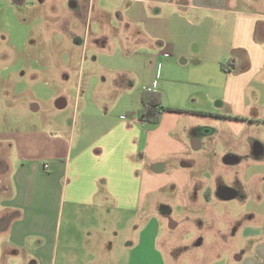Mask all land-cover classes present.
<instances>
[{
    "label": "crops",
    "instance_id": "0c3cea01",
    "mask_svg": "<svg viewBox=\"0 0 264 264\" xmlns=\"http://www.w3.org/2000/svg\"><path fill=\"white\" fill-rule=\"evenodd\" d=\"M90 4L99 11L94 24H113L124 35L115 39L118 67L106 68L97 58L81 65L67 129L0 138L8 147L10 176L0 196V264L161 261L150 202L166 190L178 210L201 195L207 203H250L254 197L261 204L245 218H264V197L243 191L254 184L263 188L264 143L252 142L245 156L253 163L247 169L258 170L249 177L239 156L248 151L250 125L260 123L264 130V12H255L252 0ZM126 39L131 42L124 46ZM105 42L102 35L99 47ZM148 89L165 109L156 124L137 117L142 98L155 100L144 95ZM56 106L68 103L60 98ZM216 122L223 131L214 129ZM211 143L222 155L213 164L241 167L243 183L226 185L214 177L193 182L187 158L194 153L201 163ZM252 224L244 226L245 237L258 241L239 250L237 264H264V225ZM177 226L170 220V230Z\"/></svg>",
    "mask_w": 264,
    "mask_h": 264
},
{
    "label": "rangeland",
    "instance_id": "374dc122",
    "mask_svg": "<svg viewBox=\"0 0 264 264\" xmlns=\"http://www.w3.org/2000/svg\"><path fill=\"white\" fill-rule=\"evenodd\" d=\"M259 1L252 0V7L255 12L263 13L264 0ZM71 2L77 6L73 8ZM98 12L97 9L92 11L90 0H23L20 4L0 0V138L19 132L67 129L81 65L86 66L97 58L106 68L118 67L117 57L113 56L117 48L115 39L117 36L124 39V35H118L113 24L110 27L94 24ZM102 35L108 42L99 47ZM121 42L127 46L131 41ZM102 50L109 51L106 57L96 54ZM85 75L86 70L82 80ZM60 98L68 106L58 110L56 101ZM220 124L216 122L214 129L223 131ZM250 128L248 151L239 153L246 161L241 167H246L247 177L249 171L258 170L247 169L253 163L245 156L249 155L252 142L264 143L261 124L254 122ZM7 150V144L0 142V196L5 178L10 177L8 173L5 175ZM205 152L201 163L197 164V157L191 152L186 161L195 184L197 180L212 177L226 185L235 181L243 183L245 172L241 167L224 166L221 160L213 164L215 158L222 157L213 143ZM14 155L12 152L9 156L13 168L17 165ZM211 165L214 166L210 168ZM260 185L247 186L249 188L243 191L264 197V184L263 188ZM150 203L151 220L154 221L151 224L157 226V254L164 264H237L239 250L250 249L258 241L245 237L244 226L253 223V227L261 228L264 225V218L258 214L249 217V221L245 218L251 206L255 209L261 204L254 197L250 203L243 199L233 202L213 199L207 203L201 195L194 202H188L185 209L178 210L172 191L166 190L157 193ZM141 219L143 225L146 218L142 216ZM170 220L178 223L173 230L169 228ZM161 261L157 258L154 264H162Z\"/></svg>",
    "mask_w": 264,
    "mask_h": 264
},
{
    "label": "trees",
    "instance_id": "16d2710c",
    "mask_svg": "<svg viewBox=\"0 0 264 264\" xmlns=\"http://www.w3.org/2000/svg\"><path fill=\"white\" fill-rule=\"evenodd\" d=\"M222 68L224 66L222 65ZM144 95L153 96L154 101H151L150 98H142V107L137 113V117L140 121H144L150 124H156L158 122L160 113L165 111V109L160 107V97L159 94H154L151 92H146Z\"/></svg>",
    "mask_w": 264,
    "mask_h": 264
},
{
    "label": "built area",
    "instance_id": "2783aa9c",
    "mask_svg": "<svg viewBox=\"0 0 264 264\" xmlns=\"http://www.w3.org/2000/svg\"><path fill=\"white\" fill-rule=\"evenodd\" d=\"M147 92H152L151 89H148Z\"/></svg>",
    "mask_w": 264,
    "mask_h": 264
},
{
    "label": "flooded vegetation",
    "instance_id": "af4514ba",
    "mask_svg": "<svg viewBox=\"0 0 264 264\" xmlns=\"http://www.w3.org/2000/svg\"><path fill=\"white\" fill-rule=\"evenodd\" d=\"M20 0H16V2H19Z\"/></svg>",
    "mask_w": 264,
    "mask_h": 264
},
{
    "label": "water",
    "instance_id": "95a60500",
    "mask_svg": "<svg viewBox=\"0 0 264 264\" xmlns=\"http://www.w3.org/2000/svg\"><path fill=\"white\" fill-rule=\"evenodd\" d=\"M71 6H72V4H71ZM72 7H74V5Z\"/></svg>",
    "mask_w": 264,
    "mask_h": 264
}]
</instances>
